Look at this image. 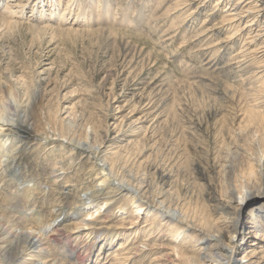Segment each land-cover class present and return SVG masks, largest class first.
I'll return each mask as SVG.
<instances>
[{
    "label": "rangeland",
    "instance_id": "rangeland-1",
    "mask_svg": "<svg viewBox=\"0 0 264 264\" xmlns=\"http://www.w3.org/2000/svg\"><path fill=\"white\" fill-rule=\"evenodd\" d=\"M10 1L0 0V17L12 21H0V264H200L212 261L207 252L218 259L200 228L214 216L198 188L202 151L211 142L221 147L217 130L231 114L245 130L241 144L259 141L264 151V120L247 123L250 111L264 113V63H256L264 45L244 52L252 16L221 23L227 4L240 0H60L61 14L52 16L45 0L42 19L32 12L38 1L23 0L13 20L5 12ZM263 21L257 17L254 31ZM237 28L243 34L232 39ZM251 62L256 71L247 69ZM185 117L207 129L199 145L182 138ZM98 156L134 194L113 190L116 177L101 186ZM250 181L264 187V177ZM94 189L104 196L78 209L75 200ZM161 201L185 224L171 225ZM263 202L258 197L242 212L246 245L238 258L264 248L251 233L264 234L256 227L261 217L251 219ZM70 215L78 229L62 232ZM92 233L98 238L89 242ZM260 252L243 263L264 264Z\"/></svg>",
    "mask_w": 264,
    "mask_h": 264
},
{
    "label": "bare ground",
    "instance_id": "bare-ground-1",
    "mask_svg": "<svg viewBox=\"0 0 264 264\" xmlns=\"http://www.w3.org/2000/svg\"><path fill=\"white\" fill-rule=\"evenodd\" d=\"M36 1H38V2H35L36 5H34L32 7V12L34 10H37V12H39V14H40V16H37L36 18L39 17L40 19H42L45 16L47 17L46 10H44V9L42 10L41 9V4L44 3L45 0H36ZM188 1H190V0H186L185 2H188ZM10 2H13V3L11 4ZM10 2L5 3L6 4L5 5L6 6L5 7V12H7V15L12 17L11 20H13L15 18L14 14H20L21 12H23L24 6L22 5L23 4V0H12ZM49 3L51 4L50 7L52 8V12H51L50 15L51 16L53 14L60 15L61 14L60 10H56V6L60 5V0H50ZM191 3H192V1H191ZM35 6H36V8H35ZM16 8H18V9L21 8L22 11L21 12L20 11H15ZM263 14H264V0H250L246 4L242 3V1L240 0L235 5H231L230 3L227 4L226 11L223 13V17H222L223 19H222L221 23H226L228 25L229 24L233 25V24H235V22H241L243 19L249 18L250 16L253 17V20H252L251 24H247V26H246V28H248V29H246L247 37H248L247 38L248 39L247 40L248 43L244 46V48L247 49V51H244V52L245 53L246 52L249 53V51L252 50L253 46H256V48H257V46H259V45H264V21L261 23V26H259L260 30H257V31L255 30L256 31L255 32L253 27H252V26L255 25L254 22L256 21L257 17H259L260 15H263ZM0 19H1L0 21L5 23V24H10V22H12V21L9 22L8 20H6L5 17H2V16L0 17ZM242 31H243V28L235 29L236 33L233 34L231 36V38L233 39V37H236V39H237L238 38L237 36H240V35L243 34V33L241 34ZM260 40H263V42L261 44L258 42ZM220 46H222V45H220ZM257 51H258V49H257ZM251 53H252V51H251ZM227 56H229V55H227ZM244 59H245V57H244ZM254 60H256V59H254ZM246 61H247V59H246ZM251 61H253V59ZM227 62L228 61H226V63ZM252 63L253 62H251V64H249L250 66L248 65L247 69H251V70L254 69L253 66H252ZM256 63L257 64H261V63L263 64L264 60L262 61V60H260V58H258ZM242 65H243V63H242ZM263 66H264V64H263ZM232 68H234V67H232ZM238 70H239V68H238ZM251 70H250V72H252ZM240 71L241 70H239V72ZM240 75H241V73H240ZM242 75H244V74H242ZM230 78L227 81H230L231 80ZM247 81L250 82V80H247ZM245 83H247V82H245ZM254 93H256V92H254ZM259 94H261V93H259ZM263 114L260 111H256V109L254 111H250L249 113H247V117H248V120H247L248 122L247 123L249 124V125L248 124L247 125L248 126H250V125L253 126V124H258L259 122H262L264 120V117H263L264 115ZM176 117H175V119L174 118L173 119L176 120ZM235 121H236V116L234 114L230 115V119L228 121H227V118L223 119L222 125L217 130L218 132H220L222 134V139H221L222 141H221V144H220L221 147H219L217 150L212 149V142H211V145L209 146L208 151L207 152L202 151L203 154L206 155V163H205L206 167L205 168L204 167L203 168L202 167H197V171H198V173L201 176L200 180H202V182H203V184L200 185L198 188H201L202 189L201 191H206V195H207L206 196L207 197L206 198V203H207L206 205L209 208L208 210L212 214V216L214 215L213 217H210L213 220L212 222L203 223L204 226L200 227L201 228V233L203 234V239L204 238L207 239V247H208V244L209 245L210 244H214V247L219 248V251H220L218 253V254H220V257L218 259H217V257H214L215 254L213 252H207V255L204 253V255H206L207 258L212 260V261L210 262V261H206V260H201L200 259L199 260L200 264H231V263L232 264H244L243 261L245 259L249 258V257H253L254 258L256 256L257 251H261L260 254L263 253L262 254L263 256L261 257V259H263V262H264V248H263V246H261V247L259 246L258 248H254V249L248 250V254H245L242 258H238L240 253L243 250V247H245V245H246L244 243V239L245 238L241 234V231L247 229L246 226H245L246 222L243 221L242 212L244 211L245 206H247L251 202H253L254 199L260 197V198H263V201H264V187L262 185H259V184H254V183H252L250 181V178H255L257 176L262 177V178L264 177V172H263L264 171V151H263V146L261 145V142H259V141H258L259 143L257 142V143H255V145L253 144L250 147L247 146V145L241 144L242 140L244 139L243 137H244L245 130H244V128L242 126H239L236 129L235 125H234ZM180 123L182 124V126L180 125V127L182 128V131L180 130V132H181V136H182V138L184 140H187V141H189L191 143H195L196 142V144H197V138H198L197 135L198 134L202 135V133H203L206 136V130L207 129L203 130L202 127L197 126L198 124L196 125L194 123V121L190 117L186 118L185 120L181 119ZM256 130H257V128H256ZM215 134H216V132H215ZM198 140H199V138H198ZM205 140H207V139H205ZM257 140H259V139H257ZM197 145H199V144H197ZM216 146H217V143H216ZM89 148H92V147L89 146ZM92 150L94 151L95 149H92ZM89 154H92V153H89ZM95 156H97V155H95ZM7 157L8 156H6V160H9L10 157H8V158ZM97 163L99 164L100 172L103 175L102 176L103 179L100 182V184L102 186L107 181H112L111 179L114 177L113 176V167H112L111 164L109 166V162L106 161L103 158H100V161L98 160ZM254 165L256 166V169H257L256 171L253 170V166ZM117 176H115V177L117 178ZM116 178H115V180L114 179L113 180L116 181ZM160 178L161 179H159V180H162L163 176L160 177ZM124 179H125V177H124ZM122 180L123 179H121V181H119L118 178H117V183L114 185L113 190H117L118 192H121V193H124L125 191H127V189L125 188V185L128 187V186H130L129 184H132V183L128 182L129 183L128 184V183L125 182L126 180L125 181H122ZM22 182H23V180H22ZM23 185H24V183L22 184V186ZM140 187H137V186L134 187L137 190L136 192H138L139 194H141L143 192V190H141V189L139 190ZM102 192H103L102 189H101V191H96L94 189V190H90L89 192L85 193L84 195L81 194V196L79 195V198H77L75 200L76 202H75L74 205L78 206L77 208L81 210V207L85 206V204H87V203H89L91 201H95L96 199H99L101 196H104V194ZM128 193H131V195L134 194V192L132 193L130 191H127V194ZM142 194H145V193H142ZM133 198H132V201L134 200ZM108 201H109L108 199H103V204L108 202ZM164 204H166V203L164 201H161L159 203V205H158V206H161V207L158 208V210H160L162 208V206H164ZM170 206L171 205L168 206L166 204L165 209H164L165 211L163 210L164 211L163 215L166 217V219L169 218L168 220L171 221V225L174 224L173 223V222H175L174 220L178 221L182 225L185 224L183 218H180L178 216H177V218H175V214L174 215L170 214V216L167 215L166 211H171L172 210ZM141 208H143V207H141ZM259 209H261V210L263 209V214H261V215L258 214L257 215ZM255 211H257V212H252L251 213V219H252V221H257L256 219L261 217L260 218L261 219V223H256V225H257L256 227H257V229H259V228H261V225H263L262 227H264V202L260 206H257ZM75 213H77V211H75ZM75 216L72 215L71 217H68L69 219L67 218L68 222H70V223L67 226H64L62 228V229L65 230V231L61 230L62 232H66V231L70 232V231L78 229L77 227L79 225L73 221ZM2 220H3V218L0 219V228H3V226L5 224V222L3 224ZM189 223L187 222V225ZM189 225H193V224H189ZM57 226H60V225L56 224V226H54V227H57ZM196 226H197V224H196ZM179 228L180 229L178 230L179 231L178 236L184 235V233H186V232H183V228L184 227L183 228L179 227ZM55 231H56V229H55ZM57 231H59V230H57ZM251 233L255 236V238H259V237L264 238V234H261V232L258 231V230L254 231V232H251ZM24 235H26V234H24ZM92 235H93V233L91 235L88 234L89 238H91ZM17 236H15V237L17 238ZM99 236H101V237H113V238L116 237V235H112L110 233L106 234V232H102L101 234H99ZM96 238H98V236L97 237H92L89 240V242L94 241V239H96ZM26 239H28V238H26ZM20 241H22V240H20ZM27 241H26V243H27ZM254 245H258V244L254 243ZM249 248H251V247H249ZM120 250H122V249H120ZM175 253L179 254V256L182 259L184 258V259H187V260L190 261V257H187L184 252L175 251ZM218 254L216 253V255H218ZM151 264H162V263L158 262V261L157 262L156 261H152Z\"/></svg>",
    "mask_w": 264,
    "mask_h": 264
}]
</instances>
